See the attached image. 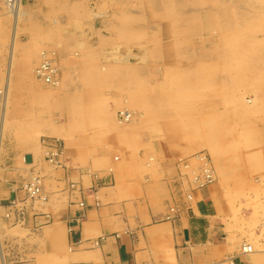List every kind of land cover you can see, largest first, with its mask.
Listing matches in <instances>:
<instances>
[{
	"label": "rangeland",
	"instance_id": "1",
	"mask_svg": "<svg viewBox=\"0 0 264 264\" xmlns=\"http://www.w3.org/2000/svg\"><path fill=\"white\" fill-rule=\"evenodd\" d=\"M6 2L1 244L27 237L35 246L22 231L33 219L17 224L16 213L52 212L58 235H46L37 261L56 264L71 253L63 214L78 175L85 188L95 176L147 186L153 199L176 180L193 186L204 156L215 174L207 206L231 255L219 264H264V0H23L19 17ZM47 60L52 76L41 69ZM46 139L61 141L63 167L46 159ZM37 177L46 201L23 192ZM244 244L257 251L243 253Z\"/></svg>",
	"mask_w": 264,
	"mask_h": 264
},
{
	"label": "crops",
	"instance_id": "2",
	"mask_svg": "<svg viewBox=\"0 0 264 264\" xmlns=\"http://www.w3.org/2000/svg\"><path fill=\"white\" fill-rule=\"evenodd\" d=\"M77 178L79 194L68 192L69 206L63 214L69 230L65 242L71 253L56 264H219L231 257L222 242L223 226L207 206L205 188L195 190L176 180L165 185L164 194L151 199L147 186L132 183L123 187L113 179L109 185L107 179L95 176L85 188L82 174ZM65 180H69L68 172ZM189 192L192 200L186 197ZM19 194L11 191L9 199L17 202ZM51 213L29 216L26 211L17 212V224L33 219L35 226L22 231L35 235L36 245L27 237L18 244L17 237L4 246L0 242V264H39L38 245L46 235L55 238L59 231ZM250 260L237 257L234 264H251Z\"/></svg>",
	"mask_w": 264,
	"mask_h": 264
},
{
	"label": "built area",
	"instance_id": "3",
	"mask_svg": "<svg viewBox=\"0 0 264 264\" xmlns=\"http://www.w3.org/2000/svg\"><path fill=\"white\" fill-rule=\"evenodd\" d=\"M15 1L17 0H8L9 4H13ZM50 65V63H49ZM49 68H45L43 70V74L45 76H49V74L52 76L53 72H51V65L48 66ZM53 71V69H52ZM49 81V79L47 80ZM43 147L45 149V155H46V159L52 163L53 165H55L56 167H63V163L61 162V157L63 155V149H62V143L60 140L58 139H46L43 142ZM198 158L203 159L200 160L203 163V168H201L200 173H194V178L192 181V185L194 187L195 190H200V189H204L205 187H208L209 185H211L214 182V171L211 167L210 162L207 160L206 157L204 156H199ZM199 160V159H198ZM206 163L208 165H206ZM188 167V166H185ZM209 168V172L210 174H208L209 172H206ZM213 173V176H212ZM76 186L72 185V189H75ZM24 192L26 193L27 197L29 199L32 200H44L46 201L45 198H43L42 196V191H43V185H42V179L40 177L35 178L34 181H32L31 183L27 184L26 186H24L23 188ZM188 199L192 200L193 196L191 194H188ZM82 206H84L82 204ZM172 212L174 213V210L172 209ZM70 232H72V230H70ZM258 238H259V250L260 252H264V220L262 225H260L259 229H258ZM248 245V252L251 253L253 250L254 252L257 251V249H255L254 245Z\"/></svg>",
	"mask_w": 264,
	"mask_h": 264
},
{
	"label": "bare ground",
	"instance_id": "4",
	"mask_svg": "<svg viewBox=\"0 0 264 264\" xmlns=\"http://www.w3.org/2000/svg\"><path fill=\"white\" fill-rule=\"evenodd\" d=\"M6 3H8V5H9V7H11L12 8V11L11 12H14L15 13V15L17 16V17H19V16H21L22 15V11H21V9H22V6H23V0H17L16 2H14V4H9V2H6ZM7 12H8V10H7ZM7 12H5V13H7ZM11 12H9V13H11ZM4 13V14H5ZM24 15V14H23ZM44 65L42 66V68L41 69H47V68H49L48 66H50L49 65V62H48V60L46 61V62H44L43 63ZM52 70V69H51ZM6 90H7V92H5L6 94H5V97L3 98V100H4V105H7L8 106V104H9V95H10V80H8L7 81V83H6ZM4 91H2V93H3ZM1 94V93H0ZM2 96L0 95V103H1V100H2V98H1ZM6 106V107H7ZM4 111V110H3ZM5 112V111H4ZM3 113V112H2ZM6 113V112H5ZM2 115V114H1ZM5 115L6 114H4V115H2L1 116V120H0V136H3V134H4V131H5V127H6V118H5ZM173 210H174V213H175V211H176V209L175 208H173ZM243 253H245V254H250L249 252H248V245L247 244H244V247H243ZM252 253H254V250L251 252V254ZM231 264H234L233 262H231Z\"/></svg>",
	"mask_w": 264,
	"mask_h": 264
}]
</instances>
